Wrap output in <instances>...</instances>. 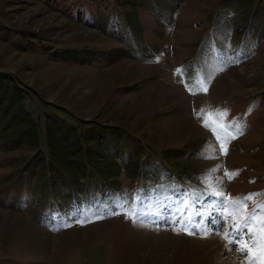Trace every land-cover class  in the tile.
Masks as SVG:
<instances>
[{"label": "rangeland", "instance_id": "1", "mask_svg": "<svg viewBox=\"0 0 264 264\" xmlns=\"http://www.w3.org/2000/svg\"><path fill=\"white\" fill-rule=\"evenodd\" d=\"M0 71L27 91L44 153L57 115L117 165L107 183L51 187L25 170L38 148L0 149V264H250L224 238L237 206L206 178L264 193V0H0ZM201 109L226 113V155ZM230 239L254 247L246 229Z\"/></svg>", "mask_w": 264, "mask_h": 264}, {"label": "trees", "instance_id": "2", "mask_svg": "<svg viewBox=\"0 0 264 264\" xmlns=\"http://www.w3.org/2000/svg\"><path fill=\"white\" fill-rule=\"evenodd\" d=\"M26 96L24 88L0 71V149H13L22 144L38 148L36 154L28 159L25 170L39 169L42 179L49 175L47 183L51 187L62 182L63 186H76L80 190V182L87 186L93 178L91 175H95L102 184L113 180V172L117 168L113 157L107 155L90 134L78 131L75 124L57 115L45 116L47 153H44L39 148L38 121L24 104ZM136 169L137 163H134L132 171ZM63 197L73 199L70 193Z\"/></svg>", "mask_w": 264, "mask_h": 264}, {"label": "snow or ice", "instance_id": "3", "mask_svg": "<svg viewBox=\"0 0 264 264\" xmlns=\"http://www.w3.org/2000/svg\"><path fill=\"white\" fill-rule=\"evenodd\" d=\"M222 70V69H221ZM180 69H177V72H180ZM196 89L198 91L207 92V86L203 80H199L196 83ZM189 91H192L190 88ZM195 94V92H193ZM225 112H221L219 110H209L206 111L201 109L200 112L197 113V116L202 117V124L205 128L213 133L216 136L217 140L221 141L220 151L222 154H227V142L231 139L236 138V134L229 131L230 125H225L224 116ZM239 129V125L236 126ZM242 134V133H240ZM216 171V169L210 170L211 172ZM206 178V183L208 184L207 191L210 195H214L216 197L223 198L227 200V202L231 205L237 206V211L235 214L228 213L229 217H231V227L233 229L232 233L225 232L224 238L228 239L229 243H239V247L236 249L240 252H251L252 255L249 257L250 264H264V214H255L249 213L247 211L246 201H251L255 198V196H264V193L260 194H249L246 197L242 198H232L226 196L223 192H220L216 189V186L211 182V175ZM238 172L225 171L224 177L227 179H234ZM222 181H217V183H221ZM123 207V205H121ZM256 208L261 209V212L264 213V202H257L255 205ZM118 214V213H112ZM139 213L135 208L131 210L125 211V218L131 219L133 217H138ZM102 218V217H98ZM135 222V220L133 221ZM199 227V225H197ZM247 230V233L250 235L251 243L254 247L249 246L248 241H236L234 239H230V236H235L241 233L242 230ZM179 231L186 232L188 235H193L194 233L189 231L187 228H182ZM207 231H205V235H207Z\"/></svg>", "mask_w": 264, "mask_h": 264}]
</instances>
